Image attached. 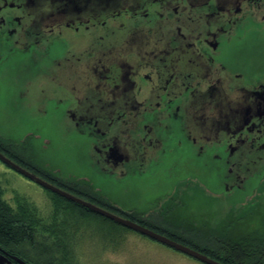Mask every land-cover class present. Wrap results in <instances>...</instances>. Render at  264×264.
I'll return each instance as SVG.
<instances>
[{
  "label": "flooded vegetation",
  "instance_id": "obj_1",
  "mask_svg": "<svg viewBox=\"0 0 264 264\" xmlns=\"http://www.w3.org/2000/svg\"><path fill=\"white\" fill-rule=\"evenodd\" d=\"M2 98L6 113L52 119L80 156L82 173L64 175L35 135L7 139L0 151L29 172L171 229L219 227L229 209L264 248V221L248 224L264 201V0H0ZM195 187L223 203L222 223L179 218Z\"/></svg>",
  "mask_w": 264,
  "mask_h": 264
},
{
  "label": "rangeland",
  "instance_id": "obj_2",
  "mask_svg": "<svg viewBox=\"0 0 264 264\" xmlns=\"http://www.w3.org/2000/svg\"><path fill=\"white\" fill-rule=\"evenodd\" d=\"M9 108L10 104L2 98L0 100V136L2 138L16 142L22 141L29 134L35 135L37 139L33 140V144L39 161L52 163L51 166L59 169L64 175L82 173L77 165L80 156L70 148L65 135L55 128L52 119L24 114L18 116L4 112ZM47 141L48 145L45 144ZM2 172L7 171L0 162V173ZM1 178L7 201L11 202L15 196L21 198L24 196L27 200L22 199L23 202H31L43 221L58 226V229L62 231L61 245L65 243L71 253L70 264H203L140 233L105 221L94 212L73 207L55 211L52 193L20 174L8 172V175L1 174ZM147 183L144 184L145 194L150 195L154 190L152 186L154 184ZM98 185L106 198L116 203L121 202L126 205L132 201H139L135 196L130 197V193L117 194V186H108L103 183ZM131 185H127L130 191L137 192L138 184L132 187ZM192 190V195L186 197L183 217L179 215V218L184 220L183 218L193 217V220H196L209 217L206 219L209 223L217 222L221 218L223 203L207 194L203 188L195 187ZM242 197L238 193L233 195L235 200H241ZM261 203L256 205L253 218L248 219V224L253 228L259 227L264 221V201ZM230 213L231 210L228 209V216L232 214ZM219 222L221 223V219ZM47 226L50 227V224ZM241 229H244V225Z\"/></svg>",
  "mask_w": 264,
  "mask_h": 264
},
{
  "label": "trees",
  "instance_id": "obj_3",
  "mask_svg": "<svg viewBox=\"0 0 264 264\" xmlns=\"http://www.w3.org/2000/svg\"><path fill=\"white\" fill-rule=\"evenodd\" d=\"M6 143L7 139L0 136V150L7 147ZM52 195L55 211L70 207L90 211L58 194ZM22 199L27 200L24 196H15V206L7 201L0 175V253L18 257L27 264H70L71 253L65 243L61 245L62 231L53 223L43 221L37 208ZM99 217L113 222L103 216ZM132 218L133 221L224 264H264V248L254 236L256 232L251 233L247 240L244 229H241L244 225L242 217L237 216V212L232 213L224 224L221 222L219 227L208 229L188 228L185 225L180 229H171ZM49 224L50 227L47 226Z\"/></svg>",
  "mask_w": 264,
  "mask_h": 264
},
{
  "label": "water",
  "instance_id": "obj_4",
  "mask_svg": "<svg viewBox=\"0 0 264 264\" xmlns=\"http://www.w3.org/2000/svg\"><path fill=\"white\" fill-rule=\"evenodd\" d=\"M0 161H2L3 163L7 164L8 166H10L11 168H13L14 170H16L17 172H19L20 174H22L23 176L31 179L32 181L36 182L37 184L41 185L43 188L58 194L59 196L66 198L67 200L74 202L76 204H79L83 207H85L86 209L100 215L103 216L127 229L133 230L137 233L142 234L143 236H146L154 241H157L171 249H174L184 255H187L193 259H196L198 261H200L203 264H224L218 260H215L199 251H196L182 243H179L175 240H172L171 238L162 235L158 232H155L152 229H149L146 226H143L129 218L123 217L121 215H118L117 213H114L108 209H105L97 204H94L90 201H87L83 198H80L68 191H65L59 187H57L56 185L47 182L46 180L38 177L37 175H35L34 173L29 172L28 170H26L25 168L21 167L20 165H18L17 163H15L13 160H11L10 158H8L7 156H5L1 151H0ZM11 259L16 261L18 264H27L26 262H24L23 260H21L18 257L15 256H11ZM0 264H15L13 263L11 260H9L7 258V256L3 253H0Z\"/></svg>",
  "mask_w": 264,
  "mask_h": 264
}]
</instances>
